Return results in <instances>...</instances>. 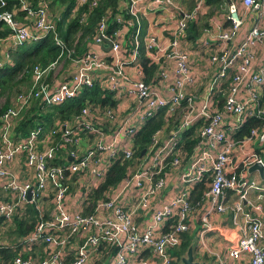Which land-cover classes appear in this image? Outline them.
I'll use <instances>...</instances> for the list:
<instances>
[{
    "label": "built area",
    "instance_id": "1",
    "mask_svg": "<svg viewBox=\"0 0 264 264\" xmlns=\"http://www.w3.org/2000/svg\"><path fill=\"white\" fill-rule=\"evenodd\" d=\"M17 1L19 8L24 11L25 23L16 20L11 10L0 12V21L9 30L6 37L10 44L21 46L28 39L36 40L39 35L44 36L50 32L54 44L60 48L59 54L63 55V41L55 31V23L48 19L47 2L37 0L32 7L27 0ZM146 1H122L127 13L133 18L128 23L135 22L133 43L127 59L120 58V52L122 54V50L124 51L118 40L120 30L105 35V22L101 19L96 25L91 45L102 49L107 47V41L108 56H100L88 48L72 61L76 66L73 74L56 84L45 81L50 67L53 66L51 63L44 67L35 65L31 69L30 85L26 90L15 94L10 104L0 112L1 189L3 193H15L11 198H0V225L8 221L9 224L15 211L22 209L25 203L32 204L38 214L37 222L20 243L30 247L39 242L38 244H43L46 248H55H45L41 256L15 254L6 264H86L89 253L98 246H101L102 251L99 258L102 255L109 256L107 264H173L176 258L170 252L179 246L180 235L188 230L191 217L196 215L198 218V236L202 241L207 232L215 229L211 218L223 214L229 215L234 228V232H230L233 234L231 237L228 233L225 236V239L229 238V245L223 252L225 257L238 261L247 256L248 264H264V207L260 203L261 200L264 201V186L260 187L253 179L248 180L243 176L244 173L248 176L251 173L247 171L248 167L257 162L262 166L263 175L260 179H264V101L261 99L264 57L254 71L252 66L256 55L250 51L251 46L264 42V27L260 23L264 13V0H241L245 9L256 11L255 23L230 53L224 51L209 56V62L215 63L217 67L210 76L207 89L201 95L185 92V83L191 82L188 75L189 59L185 46H179V41L185 38L187 22L194 18L195 11L180 15L166 52L179 74L169 84L168 101L151 90L148 83L141 79L131 81L123 71L125 64H132L142 76L138 63L137 34L140 30L139 18L143 14L140 7ZM150 1L172 6V0ZM74 2L70 16L75 14L78 7H93L98 0ZM4 4L0 0V6ZM227 19L228 29L218 35L222 41H231L241 27L242 19L235 4L228 5ZM115 20L119 21V17ZM82 21L81 14L78 22ZM153 44L154 41H151L146 47L149 49ZM64 53L70 56L72 51L67 48ZM99 71H106L104 78L108 82L107 90L116 92L117 95L122 91L123 94L120 95H133L136 98L138 121L144 122L157 109L165 107L166 117L176 121V125L164 141L160 140V130L154 132L140 162L131 163L128 167L119 183L120 189L110 188L106 191L114 192L111 195L104 193L102 198L96 200L94 212L82 214L75 211L70 216L64 206L69 180L88 176L90 182L84 185L86 188L83 192V199H87L89 187H97L110 160L118 157L133 160V148L127 149L126 142L122 143L120 137H127L131 144L139 126L124 124L113 136H107V140L105 133L89 120L90 109L94 110V107L84 105L74 120L79 126L76 130L82 131L88 138L86 150L79 153L77 143L80 138L76 135L77 131L63 126L61 137L67 141H71L69 136L76 138L73 147L64 152L67 159L59 164H55L53 160L61 145L52 143L49 138L55 133V129L40 137L42 128L35 126L26 136L13 137L12 127L13 122L33 100H40L47 105L59 104L77 95L82 86H91ZM105 114L111 116L110 108L104 110ZM246 116L257 120L256 125L251 126L242 138H234V133ZM195 123H199L194 129L197 142L191 153L185 156L180 153L182 144L178 143L177 131ZM116 142L118 144L115 146ZM245 144L249 152L240 157L238 153L243 151ZM20 153L23 154L26 167L34 173V183L24 181L17 184L6 169ZM173 176L177 187L170 183ZM199 183L206 184L205 189L202 191L201 201L193 205L190 192ZM124 189L133 191L129 193V201L126 202L121 198L125 193ZM167 189H170L171 196L152 208L150 223L140 228L134 222L133 214L146 212L150 208V200ZM43 196L48 197L51 204V212L46 219L42 217L39 207V200ZM169 220L166 229L158 231L160 225ZM77 233L79 237L82 236V240L72 258L65 260L59 254L58 248H63ZM146 249L147 255L144 257L143 251ZM203 249L215 257V264H225V259L222 260L219 253L209 250L208 247Z\"/></svg>",
    "mask_w": 264,
    "mask_h": 264
},
{
    "label": "crops",
    "instance_id": "2",
    "mask_svg": "<svg viewBox=\"0 0 264 264\" xmlns=\"http://www.w3.org/2000/svg\"><path fill=\"white\" fill-rule=\"evenodd\" d=\"M37 1V0H36ZM123 3V2H122ZM229 4H235L241 19L242 24L240 29L238 30L236 36L231 41H222L218 35L222 31H226L228 29V19H227V7ZM141 12L143 13L141 15V26L144 28V34H143V55L145 58L148 59L149 62L155 63L156 68L154 71V77L151 78V80L144 81L145 83L149 84V88L153 91H156L163 99L169 100L170 98V92L168 90L169 84L171 83V80L174 78H178L179 74L175 71L174 63L173 61L167 57V47L169 46V42L172 37V32L175 27V23L177 20L181 17L180 15L183 12H189L191 10L195 11V16L193 19L189 20L187 22V26L189 22H196L197 26V36L195 38V41H190L187 39H183L179 41V46L182 44L185 46V50L188 54L189 59V70L188 75L191 78V82L186 84L185 83V92H192L194 88L200 89L201 91L198 94H202L204 90L207 89L208 83L210 81V76L214 73L217 65L215 63L209 62V56L213 53H221L226 51L227 53H230L231 50H233L236 45L244 38L246 32L252 27V25L255 23V16H257V13L254 9H245L243 5H241V0H218L216 3H207V0H172V6H163L158 3L152 2L150 0H147L143 3V7H140ZM55 16H57L56 13ZM19 22L25 23L23 20V16H21V20ZM261 26L264 27V13L260 18ZM186 26V30H187ZM28 27L30 25L28 24ZM186 30H185V37H186ZM122 32V30H120ZM121 36V35H120ZM78 37H76L77 39ZM92 41V37L90 39ZM122 45L121 38H118ZM133 40V38H132ZM154 41V44L151 48H147L146 45ZM182 45V46H183ZM123 46V45H122ZM140 45H137L139 47ZM12 45L10 44L8 38L5 36L4 38H0V64L4 61L11 62L9 54L7 53V50L11 48ZM89 50H92L99 54L100 56H104V52H107V50H102L100 48H97L96 46L91 45L88 47ZM87 48V49H88ZM86 49V50H87ZM85 50V51H86ZM130 50V49H129ZM139 50V49H138ZM250 51H252L256 57L253 62L252 69L255 71L258 68L259 62L264 57V42L261 44H256L254 46L250 47ZM130 56V52L127 55H122L120 52V58L121 59H127ZM139 62V60H138ZM74 69V68H73ZM71 69L68 73H65L63 76H61L58 80H52L53 84L58 83L59 81H63L69 78L74 72V70ZM123 71L131 78V81H136L138 79L142 80V76L138 74V69L136 66H133L132 64H125V69L123 68ZM106 72L99 71L95 74L97 77L96 82L98 84L100 83V86H104L107 88L106 79L104 78ZM159 74V75H158ZM50 73L47 75L49 76ZM46 76V77H47ZM51 76V75H50ZM50 77L48 79V82L51 81ZM108 89V88H107ZM119 92V90H116ZM193 93V92H192ZM79 94V93H78ZM118 93L113 92L112 93V100H114L113 106H102V108H95L94 110L90 109V117L89 120H91L95 123V126L101 129L106 136H113L116 131L119 130V128L124 124H131L136 126H141L142 123L137 120L138 114H139V108H137V100L133 95L125 96L120 95L123 94L122 91ZM76 96V95H75ZM261 99L264 101V83L261 87ZM91 108H93L92 105H90ZM106 108H110L111 116L108 117L106 114L104 115V110ZM166 110V109H165ZM74 116H72L69 120L63 121V123L57 124L56 130L59 129L60 133L62 132L63 126L68 127L70 130L75 131L76 129H79V126L77 124V121L74 120ZM110 118V119H109ZM53 129V128H52ZM100 130V131H101ZM77 131V130H76ZM101 131V132H102ZM174 131V128L171 130H160V140L164 141L168 136ZM82 131H77V137H79L78 141V148L79 153L84 152L86 150V143H87V137L85 134L81 133ZM119 134V133H118ZM75 135V134H74ZM89 137V135H88ZM50 140L52 139V135H50ZM105 138V137H104ZM123 143L126 142L125 146H127V149L133 148L135 149L133 144H130L129 139L125 136L120 137ZM105 139V140H106ZM109 140V139H107ZM65 144H60L63 149H70L72 148L71 142L68 140H63ZM64 152V151H63ZM145 152V150H144ZM144 152L142 155H139L137 159L133 158V160H129L131 163H139L141 160V157L144 155ZM249 148L247 144H245L243 151L239 156L243 157L244 153H248ZM7 170L11 173L13 178L16 180L15 182L17 184L22 183L24 181H29L31 183H34V173L29 168L26 167L24 161H23V154L20 153L19 155H16L11 163L8 164ZM254 172V171H253ZM257 173V172H256ZM258 175V173H257ZM22 177V179L19 178ZM260 178V177H259ZM176 181L175 176L171 178L170 183H174ZM90 182L87 175L84 176H78L73 177L68 182V190L67 194L64 198V206L67 211V213L71 216L75 211H80L82 214H84L83 209L87 205V200H89V196L91 191L94 189L89 187L88 190V197L87 199H83V192L86 188L84 185H88ZM1 183L3 184V181L0 182V198L2 200L8 199L15 196V193L12 191H8V193H3L1 189ZM173 187H177V183L173 184ZM117 188V189H116ZM116 190L120 189V184H117V186L114 188ZM132 190L124 189L123 192H125L121 198L124 199V201H129V193ZM114 191H111L109 193L105 192V195H111ZM170 189L165 190L164 192H161L159 195H155V198L151 199L149 202L150 208L144 212L140 213L137 212L133 214L134 222L138 224L140 228H144V226H147L150 223V214L153 207H156L158 204L166 201V199L169 198L170 195ZM133 193V191L131 192ZM130 193V194H131ZM165 193V194H164ZM104 195V194H103ZM89 198V199H88ZM97 198L96 200H98ZM93 202L92 206L90 207V210L88 212L92 213L94 212V206L96 204V201ZM261 205L264 207V201L261 200ZM29 204L25 203L22 206V209H19L18 212L15 211V213L11 217V222L8 224V222H4V224L0 225V246L2 245H16V254L22 255V256H41L46 248L43 244L36 243L35 245H31L30 247L24 246L23 243H20V241L31 231L24 234L23 238L20 236L10 235V231H13L15 229L13 218L16 216L17 218L24 217L23 211L27 208ZM31 205V204H30ZM39 207L41 209L42 217L48 218L51 210V204L50 199L44 196L39 200ZM99 215H102L101 212H99ZM213 225L215 229L207 232L205 234V237L202 241H200V238L198 236V218L196 215H194V218L192 219V222L190 223V229L191 234L193 233L196 241V258L202 256L205 259H209L207 256H205V253L209 254L213 257V260L215 257L211 255L207 250H204L203 247H208L209 250L215 251L219 253L218 256L222 257V260L225 259V264H248V257L244 256V258L234 261L227 259L225 257L224 248L229 245V238L225 239L226 234L228 233L229 237H231L233 234L230 232H234V228L230 222V217L228 214L223 215H214L212 218ZM2 223V219L0 218V224ZM170 220L163 222L160 225V228L158 231L165 230L166 227L169 225ZM138 227V228H139ZM57 234H61L57 232ZM236 237V232H235ZM82 240V236L79 237L78 233L74 235L72 238H70L69 242L66 243V245L63 248H58L59 254L66 260L67 258H72L74 251L76 250L77 246ZM47 250H54V247H47ZM142 252V251H141ZM101 251V246H98L97 249L91 250L87 257V262H91L95 259H98ZM144 257L147 255V249L146 251H143ZM141 254V253H140ZM105 258L104 260L102 258ZM149 260L151 258H148ZM109 260V256L102 255L98 261L100 264L104 262V264H107ZM177 260V259H176ZM175 260V261H176ZM211 260V259H209ZM8 262V261H7ZM212 263L215 264L214 261L211 260ZM174 263V262H173ZM3 264V263H0ZM87 264V263H86Z\"/></svg>",
    "mask_w": 264,
    "mask_h": 264
},
{
    "label": "trees",
    "instance_id": "3",
    "mask_svg": "<svg viewBox=\"0 0 264 264\" xmlns=\"http://www.w3.org/2000/svg\"><path fill=\"white\" fill-rule=\"evenodd\" d=\"M5 2L4 6H0V12L3 10L13 11V16L16 20H21V16L24 15V11L19 8L17 0H3ZM48 5V19L52 20L54 24L55 31L58 36L63 41V55L65 51L69 48L72 53L69 57L78 58L85 50L90 46L91 37L96 33V25L99 20L103 19L105 22V35L112 34L115 30L120 31V38L123 41L122 45L124 51L122 50V55H127L129 49L132 47L133 35L135 32V22L128 23L133 18L127 13L123 0H98L97 4L93 7L88 8L83 5L75 10V14L70 16V12L74 6V0H45ZM29 5L34 7L36 0H27ZM218 0H207V3H216ZM64 4V5H63ZM56 13L57 16H55ZM82 14L83 21L78 22L79 16ZM116 17H119V21H116ZM140 30L137 34L138 38V60L140 71L142 72V80L148 81L154 77V71L156 68L155 63H151L143 55V34L144 28L141 26V17L139 18ZM9 34V30L0 21V38H4ZM197 36V26L196 22H189L186 30L185 39L190 41H195ZM76 37H78L76 39ZM73 43V45H71ZM72 46V47H70ZM105 50V47H102ZM60 48L54 44L52 40V34L49 32L44 36H40L36 40L28 39L21 46H12L7 50L11 62L4 61L0 65V96L4 94L5 91L9 93L14 89L16 94L20 92L19 85L23 83L24 79H27V83H30V73L31 69L35 65H40L42 67L46 66L59 54ZM104 56H108L109 52H104ZM62 55V56H63ZM73 65V63H71ZM50 73V72H49ZM48 73V74H49ZM47 74V75H48ZM48 77L45 81L48 82ZM47 79V80H46ZM62 81V80H61ZM29 85V84H28ZM27 85V86H28ZM112 92L107 90L104 86H100V83L93 80L91 86H82L79 94L69 99L64 100L59 104L47 105L40 100H33L25 110L20 114L19 118L13 122L12 134L13 137H24L28 134L30 130L35 128V126H40L42 128L40 137L44 136L49 130L56 129L57 124L63 123L65 120H69L72 116L79 113V110L84 105H92L95 108H102V106H113L114 100L111 98ZM10 103L5 100V102L0 106V112L4 110ZM165 107H160L150 118L146 119L142 125L137 129L133 138L132 144L134 146L133 158L137 159L141 150H145L151 136L155 131L161 129L171 130L175 127L176 121H171L169 117H166ZM257 120L254 118L245 117L244 122L239 126V128L234 133V138H242L247 134L248 129L256 125ZM199 126V123L192 124L191 126L178 130V143L182 144L180 153L185 156L189 155L192 148L197 142V138L194 135V129ZM59 129L56 133L52 135V143L65 144L64 139L61 137ZM49 133V132H48ZM66 148L63 149L59 147L56 152V157L53 160L55 164L62 163L67 158L65 157ZM64 151V152H63ZM168 164V162H166ZM107 169L98 183L97 187L94 188L87 200V205L84 207V214H88L90 207L97 198H102L103 194L110 188H115L117 184L120 183L123 176H125L128 167L131 165L129 160L123 158H115L107 163ZM203 183H199L190 192V201L193 205L196 202L201 201L202 191L205 189ZM24 217L17 218L14 216V226L15 229L10 231V235L24 237L23 235L29 232L37 222V211L34 209L33 205L29 204L26 209H24ZM194 217H191V222ZM190 222V223H191ZM199 225V224H198ZM190 226L187 231L180 235V244L170 253L174 258H178L184 253L187 246L190 244L193 238L191 234ZM16 245H2L0 246V263L6 264L10 258L15 255ZM87 264H100L98 259Z\"/></svg>",
    "mask_w": 264,
    "mask_h": 264
},
{
    "label": "rangeland",
    "instance_id": "4",
    "mask_svg": "<svg viewBox=\"0 0 264 264\" xmlns=\"http://www.w3.org/2000/svg\"><path fill=\"white\" fill-rule=\"evenodd\" d=\"M64 5V4H63ZM71 45H73V43L71 44ZM70 47H72V46H70ZM75 58H71V57H69L68 55H60V54H58L56 57H55V59H53L51 62H49V63H51L53 66H51L50 67V75H49V77H50V80L52 79V80H58V79H60L61 78V76H63L65 73H68L71 69H73V68H75L76 66H74V65H71V63H72V61L74 60ZM77 59V58H76ZM104 72H106V71H104ZM49 77H48V79H49ZM47 80V79H46ZM51 80V81H52ZM27 79H24L23 80V83H21L20 85H19V87H20V92H22V91H24V90H26V88L30 85V83H27ZM29 84V85H28ZM28 85V86H27ZM201 90L200 89H198V86H197V88H194L193 90H192V92H193V94H198L199 92H200ZM16 92L17 91H15L14 89H12L9 93H7V91H5L4 92V94L3 95H1L0 96V106L5 102V100H7L9 103H10V101H11V99L15 96V94H16ZM76 138V136H69V139H71V144H72V140H73V144L72 145H74V139ZM118 144V142H116L115 143V146ZM119 148H122V147H119ZM243 176L244 177H247L248 178V180H251V179H253L254 181H255V183H256V185H258V186H260V187H263L264 186V179L263 180H261L260 178H259V176L257 175V173L256 172H251L248 176H247V174L246 173H244L243 174ZM19 178L20 179H22V177H20L19 176ZM262 193L264 194V191H262ZM196 242H198V240L196 241ZM195 255H196V251H195V253H194ZM201 256H202V254H201ZM205 256H207L209 259H211L212 261H214L213 260V257L212 256H210V255H208L207 253H205ZM103 260L105 259L104 257L102 258ZM173 264H175V262L173 263ZM176 264H178V263H176ZM214 264V263H213Z\"/></svg>",
    "mask_w": 264,
    "mask_h": 264
},
{
    "label": "water",
    "instance_id": "5",
    "mask_svg": "<svg viewBox=\"0 0 264 264\" xmlns=\"http://www.w3.org/2000/svg\"><path fill=\"white\" fill-rule=\"evenodd\" d=\"M107 47L105 48V50H107L109 48V43L107 41H105ZM144 152V150L142 149L139 155H142ZM248 172H253V171H257L258 172V176L262 177V166L260 163H253L251 164L248 169ZM27 198L29 199V193ZM193 234V233H192ZM195 248H196V238L193 234V238L192 241L190 242V244L187 246L186 250L184 251L183 254H181L177 260L175 261V264H213L211 262V260L209 259H205L203 256L199 257L198 259L195 256ZM104 264V262L102 263Z\"/></svg>",
    "mask_w": 264,
    "mask_h": 264
}]
</instances>
